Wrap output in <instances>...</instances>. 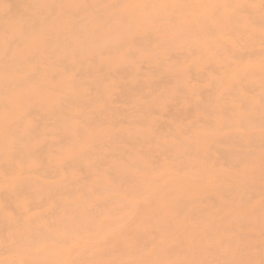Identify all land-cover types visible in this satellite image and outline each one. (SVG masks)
<instances>
[{
    "label": "rangeland",
    "instance_id": "rangeland-1",
    "mask_svg": "<svg viewBox=\"0 0 264 264\" xmlns=\"http://www.w3.org/2000/svg\"><path fill=\"white\" fill-rule=\"evenodd\" d=\"M234 1L0 0V264L25 251L21 235L31 221L50 231L37 234L30 257H45L49 247L66 260L76 249L90 254L86 264L100 257L122 264L114 261L117 249L136 252L132 233L148 237L142 232L161 215L170 216L171 245L203 251L209 221L201 215L226 178L228 193L248 197L241 202L247 212L264 199V6ZM225 81L228 100L215 109L228 112L229 123L217 131L198 101H213ZM71 133L80 135L75 144L52 152ZM218 136L224 143L214 145ZM91 138L99 150L90 147L83 158L77 151ZM198 151L217 157L206 160L208 172L193 164ZM99 156L101 170L91 178L85 175L93 168L71 167ZM45 162H53L49 172L39 170ZM69 172L73 187L99 178L82 190L89 201L70 211L55 183ZM38 179L54 190L50 201L33 198ZM216 197L228 215L242 208L229 195L228 202ZM64 215L78 230L69 233ZM190 233L199 239L193 243ZM143 246L137 264H151L155 244Z\"/></svg>",
    "mask_w": 264,
    "mask_h": 264
},
{
    "label": "bare ground",
    "instance_id": "bare-ground-1",
    "mask_svg": "<svg viewBox=\"0 0 264 264\" xmlns=\"http://www.w3.org/2000/svg\"><path fill=\"white\" fill-rule=\"evenodd\" d=\"M235 6L238 7L240 4L239 0L234 1ZM264 6V0L262 2ZM264 16L262 15V19ZM242 21L240 20L239 23L234 27V31L241 30ZM237 38H242L241 35L236 33ZM228 82L225 81L222 84L216 85L215 90L212 93H215V97L213 101L199 99V104L205 106L202 108V113L205 115L203 119L208 120L206 116L213 115V121H215L218 131L223 127L228 126V112L225 115H219L216 112L215 107L219 106V104L223 103L224 95H226L228 100ZM230 123H232L230 121ZM207 124V123H206ZM209 126L205 125L204 129L201 132H208ZM107 134V133H106ZM195 134V133H193ZM108 137H113V133H108ZM70 139L67 141L65 145H60L58 149H52V152H58V150L62 148H67L68 145H74L75 141L80 137L77 134H70ZM196 140L194 141V146H198L200 144L199 134L195 137ZM198 139V140H197ZM206 146L210 141V135L205 139ZM225 138L218 136L214 141L213 144L217 145V143H224ZM202 142V139H201ZM203 143V142H202ZM64 146V147H63ZM171 148L174 147V142H171L169 145ZM90 149L89 152H98L99 150V142L98 139L91 138L81 150L77 151L78 154H81L83 158H86L89 155L87 150ZM164 149H162L163 151ZM177 155L179 158L184 160V164H188V159L186 158V153L188 152L187 149H178ZM76 153V154H77ZM200 156H195L193 160V164L195 166L200 167L205 172H208L207 168L205 167L206 160H217V157L214 155L205 156V152H197ZM102 156L94 157L91 161L87 163L81 164H74L71 167H77L79 170L81 167H90L93 168L94 172L86 174V178H91L93 174L98 173L101 170V166L98 163V159H101ZM228 162V152L225 156ZM45 159L51 160L49 157ZM52 161V160H51ZM53 162H45L39 170L49 172L53 169ZM65 179H59L61 181H56L59 186H63V195L65 197V203L68 202V211L71 210L70 205H76L78 202H87L89 199L87 198L86 194L82 192L85 185H98L99 178L92 181H83L82 183L78 184L77 186H69L67 185L69 178L73 177L72 174L69 172L65 175ZM81 175L77 176L80 178ZM226 177V176H225ZM76 178V177H74ZM39 179L35 183L39 184ZM53 183V184H55ZM232 182H228V178H226L219 186L215 188L214 196L211 198H216L214 205H208L207 212L201 215L202 219L208 220L209 225L208 228L205 230V234L209 240L208 245L204 247L203 251L195 250L194 249V241L199 239L197 237L194 240V234L190 233L191 237L193 238L192 248L191 251H188L184 248L182 242L177 244L179 245H171L170 239L172 238L173 234L169 232L166 228L167 222L170 218L168 215H161L159 219L152 225L151 229L142 234H148V237L142 238L140 237L139 230L134 231L132 234L136 237V246L138 249L136 252L132 251V248L121 246L119 247L118 253L115 256L114 261L122 263V264H137L142 257L145 256V249L146 247L143 246V243L146 240H149L150 243L154 242L155 246L152 250L151 257L152 262L151 264H264V199L260 202H257L252 212H247V207H242L243 204L241 202L247 203L249 201L248 197L238 194H230L228 193V187L232 186ZM40 191L36 197L33 196L34 199L43 200L49 196L48 201L51 200L50 195L54 190H50L49 186H45L40 182ZM50 193V194H49ZM79 194V197L77 196ZM216 195H222L227 198L226 202H228V195L232 200L236 201V204L239 205L240 208L238 213L233 215H228V212L224 211L226 208V204L221 203ZM187 201L191 204L190 201H195L197 198L191 197L190 195H185ZM94 199V198H93ZM92 199V200H93ZM178 210H190L186 207L180 206L176 207ZM60 211H57L54 214H51L50 219L53 221L58 220V214ZM75 218V217H74ZM28 219H20L22 223H25ZM65 226L68 229L69 233L74 232L75 229L71 227L72 223H70V218L64 215ZM71 227V228H70ZM75 229V230H73ZM50 231V229L39 226L36 228V224L31 221V225L27 227L25 232H22V237L25 243V251L20 254L19 256H11L9 257L10 260H14L15 262H9L8 264H86V259L88 260L90 254H84L80 252L76 254V249L71 250L70 253H66V260L61 259L53 252H50V248L48 247L46 250L45 257L43 255H39L38 257H30L28 246H33L37 241V234ZM26 234L30 236V239H26ZM178 240H181V237H177ZM20 241V240H18ZM88 246V243L86 244ZM74 255H76V259H74ZM97 264H103V258H99L96 262Z\"/></svg>",
    "mask_w": 264,
    "mask_h": 264
}]
</instances>
